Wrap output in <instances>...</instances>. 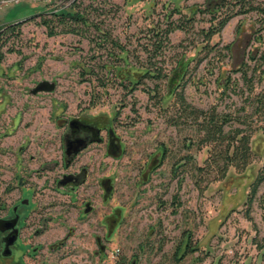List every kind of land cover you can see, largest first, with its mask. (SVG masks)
Wrapping results in <instances>:
<instances>
[{
    "label": "rangeland",
    "instance_id": "374dc122",
    "mask_svg": "<svg viewBox=\"0 0 264 264\" xmlns=\"http://www.w3.org/2000/svg\"><path fill=\"white\" fill-rule=\"evenodd\" d=\"M222 1L19 0L0 7V26L21 24L0 40V198L12 203L23 187L33 190V196L24 190L34 210L22 236L42 248L27 246L33 255L25 254L26 264H264V181L251 195L264 162V105L257 99L264 95L263 17L233 15L212 37L216 49L199 51L211 24L203 10L216 12ZM59 2L83 12L88 23L59 21L48 12ZM192 10L199 11L190 19ZM45 18L53 19L50 26ZM155 24L187 28L169 34L154 59L158 66L166 72L182 54L194 58L183 90L186 110L175 124L169 121L174 107L148 91L165 93L181 71L169 81L146 78L133 92L113 74L105 78L104 64L120 48L102 41L97 26L127 47L135 64L136 56L148 55ZM244 66L254 74L251 92L239 70ZM228 76L238 89L225 88ZM194 108L230 113L226 129L252 132L254 156L246 169L230 167L222 179L198 169L213 145L200 144L205 132L187 116ZM78 117L100 122L105 139L66 164L67 125ZM65 174L80 182L59 184Z\"/></svg>",
    "mask_w": 264,
    "mask_h": 264
},
{
    "label": "trees",
    "instance_id": "16d2710c",
    "mask_svg": "<svg viewBox=\"0 0 264 264\" xmlns=\"http://www.w3.org/2000/svg\"><path fill=\"white\" fill-rule=\"evenodd\" d=\"M233 1L230 2L228 0H223L222 2H220L217 5V11L219 12L222 10L220 13H216L217 11L212 12L210 8L203 10V12H208L211 14V24L207 30L203 31L205 34L201 42V47L199 51L207 50L208 52H210L213 49H216V46L211 44L212 37L216 34L221 33L228 21L235 14L256 11L263 17V23L260 26V29L264 30V0L257 3H255V0H236L235 2ZM198 11L199 10H192V18L190 19H193V17L198 13ZM53 16L57 17L59 21L64 23H68L69 21H74V24L80 21L88 23V20L83 12L73 9L71 7L56 10L53 12ZM52 21V18H45L43 23H45L47 26H50ZM20 25V22L17 23L15 21L0 26V40H3V38L9 31L15 33ZM177 28L184 30L187 29L181 24H170L167 28H160L155 24L153 26L155 38H152L144 49L145 52L148 53L145 60L141 61L139 60L140 57L136 56V58L138 59L137 63L130 64V50L124 45L119 44L114 39H111L107 32H105L101 27L97 26V29L103 35L102 41L112 42L120 48L119 52L114 57V61L111 62V64H104V67H106L105 78L111 79L108 74H113L114 78L117 79L122 86L128 88L131 92L135 91L138 88V84L142 83L146 78L167 79L169 81V79H171L170 77H172L173 74H176L178 71H181V76L176 81L175 85L173 87L169 86V90H167L165 93L157 92L158 94H155L150 93L148 91V95L157 98V101L160 104L164 105L167 103L165 107H169V105H172L174 107V110L177 112V115L173 114L170 116L169 121L171 124H175L176 121L179 120L181 112L183 110H186L183 109V106L186 108L187 104L183 90L187 82V76L190 71L191 61L194 58L186 59L187 55L184 53L176 59L172 68L166 72L164 71V69H162L163 66H158V61L154 59L162 53V50L165 47V42L169 41V34ZM51 33L53 34L55 32L52 30ZM230 48L231 44H226L223 46V49H226L227 52H229ZM223 49L219 47L218 52L222 51ZM2 56L3 55L0 52V61L2 59ZM250 57L252 59H255V56ZM260 57L264 61V54H262ZM199 61L201 62L202 60ZM128 65H131L132 67L136 68L137 71H133L134 73L132 74H121V72L118 71L120 67ZM239 70L242 72V77L245 83L250 88V92L253 91L254 74L252 76H249L248 70L247 68H245V66L240 68ZM105 81L101 82L104 87L107 86V83ZM225 88L230 90L238 89L239 85L237 83V80L232 79L231 76H228V78H226ZM257 99L260 105H264V95L257 96ZM187 113L188 117H191L194 122L198 123L200 130L205 132L204 136L201 137L199 140L200 144L209 142L213 145L208 150L209 156L206 159L205 164L203 166H200L198 168L199 170H208V172H210V170H214L216 172V179H222L227 175L230 167H236L238 169L243 170L246 169L247 166L252 162L254 156L251 144L252 132L249 133L241 127L226 129L228 125H230L231 120L233 119L230 113L216 112L215 110H212L209 113H204V110H199L196 108L188 111ZM199 118H202V120L198 121ZM177 171L178 169L174 168V172L176 173ZM262 181H264V162L262 167L259 169L258 176L252 183L253 189L251 195H255ZM251 195L248 199V201L250 202L252 200ZM189 245L190 238L185 244V250ZM182 253L179 258H181V256L184 254Z\"/></svg>",
    "mask_w": 264,
    "mask_h": 264
},
{
    "label": "flooded vegetation",
    "instance_id": "af4514ba",
    "mask_svg": "<svg viewBox=\"0 0 264 264\" xmlns=\"http://www.w3.org/2000/svg\"><path fill=\"white\" fill-rule=\"evenodd\" d=\"M72 121H74L73 124ZM67 126L68 131L64 137L66 164L72 162L80 152L93 142L103 141L105 139L102 132L104 129L101 127L100 122L88 121L78 117L69 119ZM109 134L113 135L114 133L112 130H109ZM77 139L81 140V145L78 147L77 151H75L74 146L69 145L68 143ZM68 149H70V153L68 152ZM163 150L164 148H162V151ZM57 181L63 186H68L80 182V179L79 175L65 174ZM102 182L104 184L106 183L104 180H102ZM24 190L27 191L30 189L23 187L19 198L12 203H6L5 200L0 198V264H26L27 261L25 260V254L33 255V253L26 252L27 246H30L35 251L42 248L41 244L32 246L30 242L25 243L23 240L22 235L24 227L27 225L28 218L34 210V203L31 199L33 196V190H30L32 191L31 198L25 197ZM24 202H27L30 205L28 210L24 209Z\"/></svg>",
    "mask_w": 264,
    "mask_h": 264
},
{
    "label": "built area",
    "instance_id": "2783aa9c",
    "mask_svg": "<svg viewBox=\"0 0 264 264\" xmlns=\"http://www.w3.org/2000/svg\"><path fill=\"white\" fill-rule=\"evenodd\" d=\"M13 1H19V0H0V7L1 6H5V5H8L10 4L11 2ZM62 6H61V2L57 3V4H53V6H51V8H49L48 12L49 13H53L54 11L56 10H59L61 9Z\"/></svg>",
    "mask_w": 264,
    "mask_h": 264
},
{
    "label": "water",
    "instance_id": "95a60500",
    "mask_svg": "<svg viewBox=\"0 0 264 264\" xmlns=\"http://www.w3.org/2000/svg\"><path fill=\"white\" fill-rule=\"evenodd\" d=\"M74 123V121H72V124ZM69 145H73L74 146V150L77 151L78 147L81 145V140L77 139L75 141H72L70 143H68ZM71 147V146H70ZM68 152L70 153V149H68Z\"/></svg>",
    "mask_w": 264,
    "mask_h": 264
}]
</instances>
